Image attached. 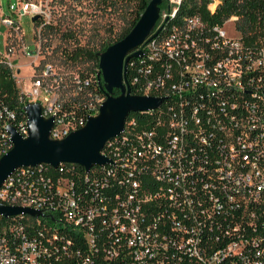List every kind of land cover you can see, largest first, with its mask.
I'll return each instance as SVG.
<instances>
[{"label": "built area", "instance_id": "1", "mask_svg": "<svg viewBox=\"0 0 264 264\" xmlns=\"http://www.w3.org/2000/svg\"><path fill=\"white\" fill-rule=\"evenodd\" d=\"M52 1L10 0L5 11L0 0V61L23 106L39 102L62 139L105 96L91 76L64 77L42 59ZM181 1L167 0L160 32L128 62L131 93L163 100L126 118L101 151L112 163L23 166L2 183L1 204L40 215L0 214V264H264V20L248 33L235 15L171 23ZM36 15L30 49L21 18ZM20 57L31 60L27 88ZM8 125L28 134L25 113L0 106V153L12 147Z\"/></svg>", "mask_w": 264, "mask_h": 264}, {"label": "water", "instance_id": "2", "mask_svg": "<svg viewBox=\"0 0 264 264\" xmlns=\"http://www.w3.org/2000/svg\"><path fill=\"white\" fill-rule=\"evenodd\" d=\"M163 0H150L132 29L121 39L98 52L97 76L102 81L105 99L98 113L89 116L84 126L71 131L62 139L50 137L53 117L42 116L39 102L23 107L27 117L28 134L23 137L14 126L8 125L12 147L0 156V186L17 168L46 164L57 167L61 163L80 165L88 171L93 165L112 163L101 151L106 143L120 135L130 112L147 111L160 105L163 98L135 95L127 82L128 62L142 54L140 47L161 30L157 27L160 4ZM34 16L32 20H36ZM114 89L119 94H114ZM21 213L40 215V211L0 203V214L10 217Z\"/></svg>", "mask_w": 264, "mask_h": 264}, {"label": "trees", "instance_id": "3", "mask_svg": "<svg viewBox=\"0 0 264 264\" xmlns=\"http://www.w3.org/2000/svg\"><path fill=\"white\" fill-rule=\"evenodd\" d=\"M103 3L116 5L119 1H126L134 4L133 16L131 17L128 26H126L119 35L115 38H111L108 41H104L98 49H90L85 45L79 43L77 33L75 29L60 30L57 24L49 23L42 29V54L43 60L49 61L54 53L65 63H75L79 60L90 61L93 65L90 70L87 71H75L84 76H91L94 79L93 90L100 96L104 97V91L102 89V81L97 76L99 57L98 52L104 51L110 44L123 38L135 25L139 19L141 13L144 11L150 0H101ZM209 0H182L176 10L175 17L171 20V23L175 19L191 15H200L204 20L209 23H222L232 15L238 17L236 26L243 32L248 33L253 31L256 26L260 25L264 20V0H220L214 12L211 13L207 8ZM168 8L167 0H163L160 4V11ZM52 33L58 38L59 42L64 45L59 50L57 47L51 46ZM50 58V59H49ZM51 62V61H50ZM53 63V62H52ZM114 94H119L118 89H114ZM7 106L13 109L18 118L24 117L23 101L20 100L19 89L16 86L10 69L0 61V106ZM144 113L130 112L129 118L132 115L138 118L142 117ZM144 117V115H143ZM5 152H1L0 156ZM80 169L84 167L79 165Z\"/></svg>", "mask_w": 264, "mask_h": 264}, {"label": "rangeland", "instance_id": "4", "mask_svg": "<svg viewBox=\"0 0 264 264\" xmlns=\"http://www.w3.org/2000/svg\"><path fill=\"white\" fill-rule=\"evenodd\" d=\"M10 0H1L4 10ZM15 3L16 0H11ZM134 4L126 1H119L116 5L103 3L101 0H53L50 6V23L57 24L60 30L75 29L79 43L90 49H98L104 41L115 38L121 31L128 26L133 16ZM22 32L28 48H34V24L30 16L21 18ZM223 30L230 37L238 35L235 23L231 20L222 25ZM51 46H67L59 42L58 38L52 33ZM51 58V59H50ZM49 62H53L59 74L68 77L75 71H87L93 67L87 60H79L75 63H65L57 53L50 57ZM18 63L21 64V77H24L23 86L29 85L31 68L28 66L30 58L20 57Z\"/></svg>", "mask_w": 264, "mask_h": 264}]
</instances>
